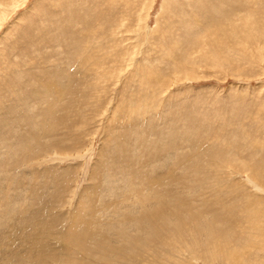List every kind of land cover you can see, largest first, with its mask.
<instances>
[{
  "label": "rangeland",
  "instance_id": "rangeland-1",
  "mask_svg": "<svg viewBox=\"0 0 264 264\" xmlns=\"http://www.w3.org/2000/svg\"><path fill=\"white\" fill-rule=\"evenodd\" d=\"M198 1L0 0V264H264V0Z\"/></svg>",
  "mask_w": 264,
  "mask_h": 264
},
{
  "label": "bare ground",
  "instance_id": "bare-ground-1",
  "mask_svg": "<svg viewBox=\"0 0 264 264\" xmlns=\"http://www.w3.org/2000/svg\"><path fill=\"white\" fill-rule=\"evenodd\" d=\"M209 2H210V0H199L198 2H194V4H195V7H196L198 10H201V11H205V10H206L205 13H204V15L201 14L202 16L205 17V18H204L205 21H206V18H207L208 20H211V21L215 22V21H216V20H215L216 17H215V16H212L213 12L210 11L211 9H214V5L212 4L213 7H208V8L206 9V7L209 5ZM194 4H193V5H194ZM202 4L204 5V7H202V6H203ZM225 9H226V8H225ZM225 9H224V11H225ZM216 10L219 12L220 15L223 13L219 8H216ZM226 12H227V11H226ZM201 15H200V16H201ZM223 15H224V14H223ZM225 15H226V14H225ZM200 16H199V17H200ZM221 17H222V16H221ZM200 18H201V17H200ZM224 18H225V20H226V16H225ZM224 18H223V19H224ZM89 19H90V18H89ZM220 20H222V18H220ZM218 22H219V21H218ZM208 23H209V22H208ZM215 23H216V22H215ZM220 23H221V22H220ZM216 24H217V23H216ZM194 25H195V24H194ZM217 25H218V24H217ZM85 26H86V25H85ZM105 26H106V25H105ZM218 26H219V25H218ZM198 28H199V27H198ZM200 28H201V27H200ZM98 30H99V29H98ZM103 30H104V29H103ZM99 33H100V31H99ZM74 35H75V34H74ZM83 35H84V34H83ZM92 35H93V34H92ZM75 37H76V35H75ZM75 37H74V38H75ZM76 38H77V37H76ZM77 40H78L77 42L80 41L79 37H78ZM80 42H81V41H80ZM75 43H76V42H75ZM76 44H78V43H76ZM79 44H80V43H79ZM186 45H187V44H186ZM79 46H80V45H79ZM209 46H210V45H209ZM62 47H63V46H62ZM72 47H74L73 44H72ZM198 49H199V48H198ZM212 51H213V50H212ZM78 54H79V53H78ZM73 56H74V55H73ZM74 57L76 58V56H74ZM74 57H73V58H74ZM75 58H74V59H75ZM69 63H70V62H69ZM81 63H82V61H81ZM57 71H58V69H57ZM59 78H60V77H59ZM65 78H66V77H65ZM68 79H69V78H68ZM59 81H60V80H59ZM64 81H65V80H64ZM69 81H70V80H69ZM69 81H68V82H69ZM68 82H67V83H68ZM60 83H61V82H60ZM67 83H66V85H68ZM41 84H43V83L41 82ZM51 84H52V83H51ZM64 84H65V83H64ZM46 85H47V84H46ZM46 85H45V87H47ZM69 85H70V84H69ZM21 87H22V86H21ZM51 88H52V87H51ZM62 88H63V87H62ZM69 88H71V87H69ZM37 89H38V88H37ZM52 89H53V88H52ZM51 97H52V96H51ZM20 100H21V99H20ZM36 100H38V99H36ZM42 102H43V101H42ZM48 102H49V101H48ZM24 104H25V103H24ZM29 107H30V106H29ZM53 108H54V106H53ZM53 108H52V110H53ZM30 110H31V109H30ZM39 110H40V109H39ZM41 111H42V110H41ZM41 111H40V113H41ZM42 112H45V111H42ZM46 112H47V111H46ZM46 112H45V114H44L45 116L42 114V115L45 117L44 119L47 118V117H46V116H47V115H46V114H47ZM48 112H49V113H52L53 111L50 112V110H49ZM53 113H54V112H53ZM42 115H40V116H41V118L43 119ZM54 115H55V114H53V117L50 116V115H49L48 117H49V118H50V117H51V118H54V117H55ZM54 119H55V118H54ZM54 119H53V120H54ZM47 120H48V118H47ZM47 120H44V121H47ZM49 120H50V119H49ZM44 121H43L42 123H44ZM38 122H39V121H38ZM45 123L47 124V122H45ZM45 123H44V125H45ZM32 125H33V124H32ZM40 126H41V125H40ZM33 127H34V126H33ZM44 127H45V126H44ZM44 127H43V128H44ZM41 128H42V127H41ZM41 128H40V129H41ZM32 129H33V128H32ZM34 130H35V128H34ZM37 130H38V129H37ZM38 131H39V130H38ZM31 132H32V131H31ZM33 132H34V131H33ZM33 132H32V134L34 135ZM41 132H42V131H41ZM37 133H39V132H37ZM32 134H30V135H32ZM33 135H32V136H33ZM40 135H41V134H40ZM37 136H39V135L37 134ZM30 137H31V136H30ZM27 139H29V138H27ZM28 141H29V140H28ZM24 144H25V143H24ZM8 147H9V146H8ZM15 151H16V150H15ZM24 151H25V150H24ZM12 152H13V151H12ZM12 152H11V153H12ZM19 152H20V151H19ZM0 175H1V174H0ZM111 182H114V180L111 181ZM131 182H132V181H131ZM169 182H170V181H169ZM130 184H131V183H130ZM169 185H170V184H169ZM119 186H121V185H119ZM156 186H157V185H156ZM156 186H155V187H156ZM158 186H159V185H158ZM158 186H157V187H158ZM117 187H118V186H117ZM129 187H130V186H129ZM155 187H154V188H155ZM159 188H160V187H159ZM168 188H169V187H168ZM168 188H167V190H168ZM115 189H116V187H115ZM161 189H162V188H161ZM161 189H160V190H161ZM165 189H166V188H165ZM165 189H164V190H165ZM117 190H118V189H117ZM119 190H120V189H119ZM153 190H154V189H153ZM106 191H107V190H106ZM155 191H157V190H155ZM155 191H154V192H155ZM127 192H129V191H127ZM146 192H147V191H146ZM166 192H167V191H166ZM113 193H114V192H113ZM156 193H157V192H156ZM171 193H172V192H171ZM110 194H111V193H110ZM111 195H112V194H111ZM114 195H115V194H114ZM121 195H122V194H121ZM126 195H127V194H126ZM149 195H150V194H149ZM161 195H162V194H161ZM122 196H124V195H122ZM166 196H168V194H166ZM147 197H148V196H147ZM152 197H153V195H152ZM156 197H157V196H156ZM158 197H159V196H158ZM164 197H165V196H164ZM168 197H169V196H168ZM168 197H166V198H168ZM159 198H160V197H159ZM146 199H147V198H146ZM150 199H151V195H150ZM157 200H158V199H157ZM175 200H176V198H175ZM16 201H17V200H16ZM117 201H119V200H117ZM159 201H160V200H159ZM165 201H166V200H165ZM114 202H116V201H114ZM162 202H164V201H161V203H162ZM172 202H173V201H169L168 204H170V203H172ZM161 203H160V205H157L158 207H157V206H155V207H151V209H153V208H158L159 213H160V214H163L164 211H163V208H161L163 205H162ZM178 203H179V202H178ZM181 203H183V202H181ZM179 205H180V204H179ZM182 205H183V204H182ZM135 206H136L137 209H139L138 207H140V201H139L138 204H136ZM135 206H134V207H135ZM144 206H145V204H144ZM169 206H170V205H169ZM172 206H174V205H172ZM127 208H128V207H127ZM145 208H146V207H145ZM169 208H170V207H168V209H169ZM176 208H177V207H176ZM188 208H189V207H188ZM121 209H122V208H121ZM142 209H143V208H142ZM151 209L148 210V208H147V212L144 210L145 212H142V214H140V215H141V220H142V221H148V222H149V221L152 219V214H153V213H152V210H151ZM177 209H178V208H177ZM179 209H180V208H179ZM182 209H183V208H182ZM131 210H132V209H131ZM186 210H187V209H186ZM186 210H185V211L180 210V211H183V212L185 213ZM148 211H149V212H148ZM162 211H163V213H162ZM169 211H170V210H169ZM171 211H172V209H171ZM187 211H188V210H187ZM192 211H193V210H192ZM174 212H175V211H174ZM183 212H182V213H183ZM180 213H181V212H180ZM180 213H179V214H180ZM188 213H189V212H188ZM172 214H173V213H172ZM177 214H178V213H177ZM142 215H143V216H142ZM163 215H164V214H163ZM206 215H207V214H206ZM107 216H108V215H107ZM168 216H169V215H168ZM170 216H172L171 213H170ZM9 217H10V216H9ZM11 217H12V216H11ZM175 218H176V217H175ZM184 218H185V217H184ZM23 219H24V218H23ZM12 220H13V219H12ZM14 220H15V219H14ZM14 220H13V221H14ZM172 220H174V218H173ZM202 220H203V219H202ZM190 222H191V221H190ZM5 223H6V222H5ZM25 223H26V222H25ZM173 223H174V222H173ZM175 223H176V220H175ZM17 224H20V223H17ZM43 224H45V223L43 222ZM150 224H151V223H150ZM195 224H197V223H195ZM202 224H203V223H202ZM180 225H181V224H180ZM206 225H207V224H206ZM88 226H89V225H88ZM203 226H204V225H203ZM24 227H25V226H24ZM92 227H93V226H92ZM199 227H200V226H199ZM21 228H22V227H21ZM145 228H147V227H145ZM150 228H151V227H150ZM10 229H11V228H10ZM205 229H206V227H205ZM233 229H234V228H233ZM82 230H83V229H82ZM90 230H91V229H90ZM24 231H25V230H24ZM145 231H146V230H145ZM70 232H71V231H70ZM70 232H69V233H70ZM89 232H90V231H89ZM89 232H88V233H89ZM196 232H197V231H196ZM78 233H79V232H78ZM81 233H82L81 236H74V237H73V235H72L73 232H71L70 234L72 235L73 238H71L70 236H66L65 239H66V240H69V238H71V240H69V242H73V241H75L77 244H79L80 246H82L83 241H84V240H83V237H84V235H86L87 231L84 230V231H82ZM88 233H87V234H88ZM145 233H146V232H145ZM210 233H211V232H210ZM235 233H236V232H235ZM14 234H15V233H14ZM89 234H90V233H89ZM206 234H207V233H206ZM74 235H75V234H74ZM90 235L92 236V240H103V239H101V238H95V233H94V234H90ZM188 235H189V234H188ZM196 235H197V234H196ZM96 236H97V235H96ZM8 237H9V236H8ZM19 237H20V236H19ZM28 237H30V235H29ZM236 237H237V236H236ZM0 238H1V237H0ZM21 238H22V237H21ZM208 238H209V237H208ZM9 239H10V238H9ZM27 239H29V238H27ZM33 239H34V238H33ZM84 239L86 240V238H84ZM178 239H179V238H178ZM198 239H199V238H198ZM10 240H11V239H10ZM0 241H1V239H0ZM3 241H4V240H3ZM11 241H12V240H11ZM87 241H88V240H87ZM134 241H136V239H135ZM171 241H172V240H171ZM13 242H14V241H13ZM5 243H6V242H5ZM27 243H28V242H27ZM29 243H30L31 245L28 246V250L30 251V253H31L32 255L36 252V250L40 249V245L43 247V243H41V242H39V241L37 242L36 240L30 241ZM134 243H135V242H134ZM2 244H4V242H2ZM12 244H13V243H12ZM18 244H19V243H18ZM132 244H133V243H132ZM135 246H136V245H135ZM12 247H14V245H13ZM17 247H19V246L17 245ZM133 247H134V245H133ZM218 248H219V247H218ZM9 249L11 250V251L9 250L10 252H8V253H6V252L4 253V252H3V255H5V259L8 260V263H9L10 261H12L11 263L16 262L17 264H19V260H20V259H18L19 256L15 255V251H13L14 249H11V248H9ZM84 249H85V247H84ZM192 249H193V248H192ZM224 249H225V248H224ZM7 250H8V249H7ZM44 250H45V249H44ZM68 250H69V249H68ZM193 250H194V249H193ZM195 250H196V249H195ZM195 250H194V251H195ZM42 251H43V248H42ZM42 251H41V252H42ZM78 251H79V250H78ZM80 251H81V250H80ZM80 251H79V252H80ZM85 251L87 252L88 250L85 249ZM196 251H197V250H196ZM81 252H82V251H81ZM86 252H85V253H86ZM191 252H192V250H191ZM212 253H213V252H212ZM221 253H222V252H221ZM233 253H234V252H233ZM86 254H87V253H86ZM197 254H198V252H197ZM209 254H210V253H209ZM216 254L220 255V254L217 253V252H216ZM29 255H30V254H29ZM169 255H170V254H169ZM211 255H212V254H211ZM213 255H214V254H213ZM218 255H217V256H218ZM233 255H234V254L231 253V257H232ZM220 256H222V255H220ZM224 256H225V255H224ZM14 257H17V258H15V260H14ZM214 257H215V256H214ZM20 258H21V257H20ZM30 258H32V259L30 260ZM30 258H29V260L31 261V264H38V263L40 262V259H36V258L33 257V256H30ZM207 258H209V257H207ZM212 258H213V257H212ZM23 259H24V258H23ZM204 259H205V258H204ZM219 259H220V258H219ZM223 259H224V260H228L227 258L225 259V257H224ZM27 260H28V259H27ZM29 260H28V261H29ZM205 260H206V259H205ZM220 260H221V259H220ZM229 260H231V258H230ZM22 261H24V260H22ZM25 261H26V260H25ZM25 261H24V262H25ZM208 261H210V259H209ZM26 263H27V262H26ZM29 263H30V262H29ZM76 264H77V263H76ZM206 264H208V263H206Z\"/></svg>",
  "mask_w": 264,
  "mask_h": 264
}]
</instances>
